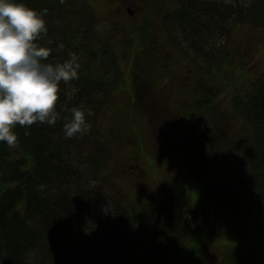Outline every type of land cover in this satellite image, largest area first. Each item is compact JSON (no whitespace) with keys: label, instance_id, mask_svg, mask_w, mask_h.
<instances>
[{"label":"rangeland","instance_id":"rangeland-1","mask_svg":"<svg viewBox=\"0 0 264 264\" xmlns=\"http://www.w3.org/2000/svg\"><path fill=\"white\" fill-rule=\"evenodd\" d=\"M181 1L90 0L99 17L97 34L110 38L116 46L122 72L117 89L96 99L98 111L91 113L82 133V154L90 153L95 167H80L91 168L88 176L94 174L92 168L103 171L105 180L102 184L97 181L111 196L101 206L106 217L135 222L143 203L173 196L185 198L191 209L195 206L203 211L196 219L183 207L186 232L181 236L185 238L176 244V234L158 247L138 245L133 251L138 264L171 263L176 256L172 264H179L182 255L186 264H259L264 259V238L250 235L249 228L262 221L257 206L234 179L243 155L239 136L244 130L242 121H232L230 113L233 95L254 86L264 71V31L247 27L233 15L230 19L228 8L235 0H201L216 23L209 36L204 35L198 49L201 55H197L182 40L183 31L175 20ZM140 26L145 29L138 46L144 56L140 64L146 66L139 65L140 54L133 53L129 45V32ZM187 66L198 71L194 83L186 73ZM208 74L212 80L205 84ZM193 92L212 98L199 124L191 122L184 128L185 136L200 140L197 149L190 151L193 161L200 166H206L202 160L211 166L213 160L218 162V168L207 171L211 173L206 180L212 181L208 187H204V176L197 179L185 170L176 147L184 120L192 113ZM74 159L80 163L78 155ZM198 197L201 207L196 206ZM245 221L249 226L243 227ZM230 225L240 228V233L231 235ZM189 247L193 248L186 251ZM230 251L239 257L231 259ZM134 257L129 264H134Z\"/></svg>","mask_w":264,"mask_h":264},{"label":"trees","instance_id":"trees-1","mask_svg":"<svg viewBox=\"0 0 264 264\" xmlns=\"http://www.w3.org/2000/svg\"><path fill=\"white\" fill-rule=\"evenodd\" d=\"M24 2L36 9H48L45 18L48 31L42 33L37 41L42 45L52 41L49 45L52 51L45 62H62L69 59L70 54H75L81 67L78 79L67 84L60 82L56 103L59 118L54 124H17L14 128L16 146L0 142V263L129 264L133 255L131 263L138 264L139 257L133 254L138 245L153 248L155 244L158 247L166 238L179 234L176 239L178 244L185 238L181 235L186 232L182 225L186 214L180 210L187 207L197 219L203 212L201 209L198 212L194 205L191 209L192 204L187 199L173 196L164 201L149 202L148 205L143 203L135 222L132 218L106 217L101 206L111 196L101 186L105 180L103 171L92 168L94 174L88 176L91 168H81L84 164L95 167L96 163L90 153L82 154L85 147L83 131L72 137L64 136L63 124L69 115L67 108L83 107L89 123L91 114L87 113L98 111V105L94 107L96 99L110 96L120 83V53L110 38L97 34L99 17L93 4L90 0ZM203 5L205 3L201 0H182L175 19L183 31L182 40L187 41L190 50L197 55H201L198 49L203 45L204 35H208L211 26L216 23L215 15L212 19L209 8L205 9ZM212 9L218 12L216 7L212 6ZM227 15L230 19L234 16L235 20L245 22L247 27L257 26L264 31V0H235L234 5H229ZM144 32L143 26L134 27L129 32L130 50L140 54L137 55L140 57L139 65H142L140 61H144L143 50L138 47ZM186 73L194 79L191 80L194 83L198 71L187 66ZM210 76L212 74L205 76V84L211 83ZM246 89L232 97L231 120L242 121L244 130L243 136H239L244 145L243 155L234 179L240 182L243 195L251 197L262 221L249 228L250 235L263 239L264 71L256 84ZM68 93H71L70 99ZM191 94L192 113L184 120L176 147L181 153L185 170L192 177L198 179L200 175L206 180L211 173L207 171L218 168V162L213 160L211 166L202 160L206 167L193 161L190 151L197 149L200 140L185 136L184 128L191 122L199 124L198 119L209 109V104L212 105V98L206 94L200 97L196 92ZM76 155L80 163L74 159ZM97 180H101V184ZM210 184L211 179L206 180L204 187ZM196 206L201 207L199 197ZM122 207L124 209L123 203ZM245 222L243 227L249 226L248 221ZM229 230L231 235L241 231L233 225L229 226ZM227 255L231 259L239 257L233 251ZM183 256L180 255L182 260L178 261L179 264H186ZM174 260L163 264H172ZM260 260L259 264H264V259Z\"/></svg>","mask_w":264,"mask_h":264},{"label":"clouds","instance_id":"clouds-1","mask_svg":"<svg viewBox=\"0 0 264 264\" xmlns=\"http://www.w3.org/2000/svg\"><path fill=\"white\" fill-rule=\"evenodd\" d=\"M47 14V8L30 7L24 0H0V142L10 147L17 143V124H54L59 118L56 103L60 82L67 84L79 78L81 65L75 54L62 62H45L52 41L46 45L37 41L48 31ZM67 95L70 99L71 93ZM66 111L65 137L87 128L83 107L72 106Z\"/></svg>","mask_w":264,"mask_h":264},{"label":"flooded vegetation","instance_id":"flooded-vegetation-1","mask_svg":"<svg viewBox=\"0 0 264 264\" xmlns=\"http://www.w3.org/2000/svg\"><path fill=\"white\" fill-rule=\"evenodd\" d=\"M127 10H129V7H127ZM131 13H132V11H131Z\"/></svg>","mask_w":264,"mask_h":264}]
</instances>
